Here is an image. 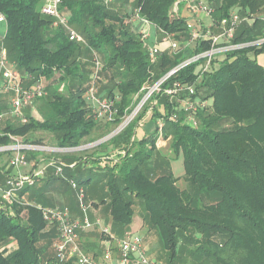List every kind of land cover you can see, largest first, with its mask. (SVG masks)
Returning a JSON list of instances; mask_svg holds the SVG:
<instances>
[{"label":"trees","instance_id":"obj_1","mask_svg":"<svg viewBox=\"0 0 264 264\" xmlns=\"http://www.w3.org/2000/svg\"><path fill=\"white\" fill-rule=\"evenodd\" d=\"M203 1L212 9L214 32L233 12L248 17L237 27L233 41L253 44L217 55L205 72L200 62H193L170 78L168 84L201 76L198 95L212 103L198 111L197 126L183 121L179 106L168 96H156L153 119L163 112L166 117L175 110L180 113L178 121L166 120L163 136L170 137L175 155L183 154L182 176L174 174L168 155L157 148V129L141 139L135 136L149 106L122 131L88 149L26 151V165L31 167L21 172L50 163L54 169L47 185L55 177L62 179L63 194L68 195L66 186L73 188L70 180L74 179L84 187L89 208L105 205L113 225L125 231L133 220L136 199L142 198L144 225L158 232L167 264H174L179 254L193 264H264V42L255 43L264 37V0ZM43 2L0 0L7 25L0 44L8 58L22 75L49 79L47 95L35 100L41 118L29 110L25 121L12 117L7 113L10 93H1L0 146L11 143L13 136L67 148L93 143L119 125L144 84L211 47L208 39L183 43L189 38V21L198 18L206 26L199 18L203 13L194 14L185 0H62L61 11L85 42L70 39L68 29L55 26L54 18L41 11ZM134 7L156 25L160 35L173 33L180 49L164 51L153 62L133 21ZM95 54L103 64L98 94L112 99L118 109L113 122L97 118L86 98ZM111 145L119 151L116 157L110 154ZM100 151L105 153L97 154ZM4 153L11 155L10 160L15 155L12 150L0 151ZM10 160L5 171L0 169L5 175L0 179L3 186L13 171ZM53 160L63 162L68 173L56 174ZM45 178L23 188L24 198L11 203L0 198V264H76L73 256L59 258L58 226L47 222L38 207L50 205H45L39 191H30ZM181 178L186 188L178 185Z\"/></svg>","mask_w":264,"mask_h":264},{"label":"built area","instance_id":"obj_2","mask_svg":"<svg viewBox=\"0 0 264 264\" xmlns=\"http://www.w3.org/2000/svg\"><path fill=\"white\" fill-rule=\"evenodd\" d=\"M103 1L106 3L113 2V0ZM185 2L194 14L198 15L203 13L208 16L212 14V9L203 0H185ZM61 3L62 0H44L41 11L54 18L55 26L68 29L70 39L85 42L84 37L70 26L69 18L60 9ZM132 18L135 23L138 21L142 23V27L139 31L142 39L147 43L149 58L153 62L157 61L164 51L177 52L180 49L181 42L173 33L163 31L160 38L157 37L155 41H151L152 33L150 27H156V25H154L148 18L141 15L139 7L134 9ZM247 19L249 18L242 17L238 12H233L229 18H225L218 23V32L213 31L212 25L207 27L202 25L198 18L189 21V38L184 40L183 43L187 46L199 39H208L210 40L211 47L201 53L186 58L176 66L172 67L159 79L144 84L140 89L138 101L130 111L125 113L118 127L109 134L108 138L122 131L128 124L136 119L147 106H149V108L146 110V113L152 116L153 106L159 102L156 97L158 95L168 96L171 102L179 106L178 109H180L183 114V121L193 127L197 126L198 111L208 108L211 104L209 98L198 95L197 84L199 83L201 76L191 82L175 81L171 84H168V82L174 74L190 63L200 62L199 65L202 72H205L210 68L217 55L253 44V42L236 43L233 41L237 27ZM0 23L6 25L5 17L1 13ZM145 27H148V29L145 30ZM262 42H264V37L260 38L255 43ZM163 43H165L167 47L162 48ZM94 61L95 70L92 77V83L86 91V98L90 102L92 110L97 118L113 122L116 120L118 109L112 99L103 98L98 94L96 83L100 76L103 64L97 54L94 55ZM25 80L29 82L27 86L23 83ZM48 82L46 76L36 78L30 74L22 75L16 63L8 58L4 44H1L0 96L2 92L10 93V96L8 97L9 108L7 111L9 115L24 121L26 120L25 114L28 110L35 115V100L47 95ZM168 118L171 121H178L180 119L179 111H173L168 117H166V113L163 112L162 116H159L156 119V127L159 137L163 136L164 125ZM12 138L14 140L11 143L0 146V151L12 150L15 152V155L12 156L10 160V166L13 171L8 177L6 185L3 186L0 184V198L2 197L3 201L10 203L15 199L24 198L20 196L22 189L26 186L34 185L39 178L46 175V171L43 168H34L30 173H22L18 170L20 166L27 164L26 151L42 150L47 152H64L74 149L81 150L86 146L88 147V145L79 146L77 148L46 146L24 143L14 136ZM52 164L55 166L56 174H64L65 164L63 162L60 160H53ZM70 182L77 193L79 206L83 213L81 218L72 217L71 208L67 205L38 206L42 211L44 219L47 222L58 226L59 237L55 242V248L61 260L66 258L67 250L71 249L76 264H158L156 260L148 257L142 236L131 231L126 232L119 240L121 257L117 263L112 261V256L109 251H106L105 260L102 262L96 261L92 256L83 252L78 244L79 233L80 231L91 229L94 226V223L88 214L89 205L85 202L84 187L80 186L74 179H71ZM102 230L104 233L109 234L108 226H102Z\"/></svg>","mask_w":264,"mask_h":264},{"label":"crops","instance_id":"obj_3","mask_svg":"<svg viewBox=\"0 0 264 264\" xmlns=\"http://www.w3.org/2000/svg\"><path fill=\"white\" fill-rule=\"evenodd\" d=\"M199 18L204 20V24L206 26L212 25V17L208 16L206 14L200 15ZM192 21V20H191ZM151 29V40L155 41L158 38H160L162 35H160L157 31V28L155 26ZM6 25L4 23H0V37L4 36L6 33ZM219 30V29H218ZM153 31V32H152ZM167 47L165 43L162 44V48ZM156 120L152 118V116H147L144 118L143 121L140 123L138 122L137 128L135 131V136L137 138H144L145 136H150L156 131ZM169 138L157 137L156 145L159 150L163 151H169L168 150V141ZM97 142L86 144L88 147H91L95 145ZM98 144V143H97ZM86 147L82 148V150L86 149ZM109 150H111L110 154L111 156L116 157L119 151L117 149H113V145L108 147ZM105 150V149H104ZM81 151V150H79ZM123 151V150H122ZM105 151H100L97 154H104ZM108 153V152H107ZM9 164V158L7 156L2 155L0 157V169L6 170L8 168ZM6 165V166H5ZM30 167L29 165L20 167L19 171H26ZM51 173V172H49ZM49 173L46 174L45 180H42L41 185L36 187V191L40 192V197L42 198V201L45 202H55V203H63L65 202L66 205H69L71 208V214L74 218H81V210L79 205L74 203L72 196L70 194H62L63 190L56 185H53L51 183L50 185H47L46 181L48 180ZM182 176V175H181ZM0 179L4 180L5 175L1 174L0 172ZM184 185L180 186L181 188L187 187V182L183 179ZM64 193V192H63ZM43 195V196H41ZM63 195H66V198H64ZM54 204V203H53ZM64 204V205H65ZM89 216L94 223V226L87 230V231H80L79 237H78V244L81 247L82 251L86 254L92 256L96 261L102 262L105 260V253L106 251H109L112 256V261L117 263L120 260V250H119V240L125 235L126 232H134L139 234L136 231H133L130 226L128 230L125 231L122 228H117L112 226V217L109 215L107 208L105 205L100 206H91L89 208ZM102 226H108L109 227V234H105L103 236L102 233ZM145 225L144 222L141 225V230L144 229ZM140 235V234H139ZM144 241V240H143ZM144 246L147 249V255H151V251L149 252L148 246L144 244ZM67 255L72 256L71 249L67 250ZM150 259H154V257L149 256ZM156 260V259H154Z\"/></svg>","mask_w":264,"mask_h":264},{"label":"rangeland","instance_id":"obj_4","mask_svg":"<svg viewBox=\"0 0 264 264\" xmlns=\"http://www.w3.org/2000/svg\"><path fill=\"white\" fill-rule=\"evenodd\" d=\"M115 0H113V2H114ZM119 2H121V1H123V0H118ZM135 8V7H134ZM133 8V9H134ZM187 8V7H186ZM186 8H184V9H182V13L184 14V15H186L185 13V9ZM187 10V9H186ZM136 25H137V30H140L141 29V27H142V23L140 22V21H138V22H136ZM151 29H153L152 27H150ZM146 29H148V27H145V30ZM153 32V31H152ZM152 41V40H151ZM152 43V42H151ZM181 45V44H180ZM0 46H1V44H0ZM264 58V57H263ZM199 67V66H198ZM48 81H49V79H48ZM85 84H88V83H90V82H88V81H85L84 82ZM5 94V93H4ZM211 103H212V101H210ZM35 107H37V105H35ZM37 109V108H36ZM36 109H34V113H35V115L38 117V118H41V114L40 113H38L39 111L38 110H36ZM147 116H150V114H147V113H145L143 116H142V118L141 119H139V123L141 122V121H143L144 120V118L145 117H147ZM118 127V125L114 128V129H116ZM114 129L112 130V131H114ZM172 133V132H171ZM105 134V133H104ZM109 134L110 133H108L107 135H104V136H102V137H100L97 141H95V142H102V141H104V140H107V139H109L108 137H109ZM48 138H49V136H46V138L45 139H47L48 140ZM20 141L21 142H24V143H28V142H26V141H24V140H21L20 139ZM170 141H171V139H169V141H168V150L169 151H163V152H165L167 155H168V158L170 159V162L168 163V165L169 166H171V168H172V170H173V172H174V174L176 175V176H181V175H183V173H184V163H183V154H182V152L177 156V155H175L174 154V152H172V150L170 149ZM90 143H92V142H90ZM96 143V144H97ZM88 148H90V147H87V149ZM5 154V156H7V158H9V160H10V157H11V155H9V154H7V153H4ZM4 154H0V157H2V155H4ZM45 156L47 157V158H49V159H51L50 158V155L49 154H45ZM25 167L26 165H22V166H20V167ZM29 167H31V166H29ZM39 168H43V169H45V171H46V174L47 173H49V172H51V170H53L54 168H53V166L52 165H50V163H46V162H43L41 165H40V167ZM66 170H65V172H64V175H65V173L67 174L68 173V168H65ZM68 169V170H67ZM53 185H56L57 187H61V189L63 190V185H65V184H62V179H59V178H57V177H55V179H53ZM42 182V181H41ZM41 182H39L38 184H37V186L36 187H38V186H40L41 185ZM178 185L179 186H183L184 185V182H183V178H181L179 181H178ZM35 187V188H36ZM67 187V192H68V194H70L71 196H72V199H73V201H74V203L76 204L77 203V197L75 198V196H76V193H75V190H74V188H71V187H68V186H66ZM31 190H35V189H30V191ZM32 192V191H31ZM62 194H63V192H62ZM64 196V198H66V195H63ZM144 200L142 199V198H137L136 199V201H135V204H134V216H133V220H132V222H131V224H130V228L133 230V231H136V232H138L142 237H143V240H144V244L146 245V246H148V249H149V252L151 253V255L150 254H148V256H151V257H154V259H156V261L158 262V264H167V262H166V253L164 252V247H163V245H162V242H161V240H160V237H159V234H158V232L154 229V230H148V228L145 226L144 227V229H142L141 230V225H142V223H143V216H144V212H145V210H144V202H143ZM52 203H54V204H52ZM65 204V202H63V203H55V202H47L45 205H50V206H55V205H64ZM80 207V206H79ZM88 214H89V210H88ZM90 217V216H89ZM91 219V218H90ZM112 224H113V221H112ZM112 226H114V225H112ZM114 227H117V228H121L120 226H114ZM180 252V251H179ZM173 263L174 264H193L194 262H193V260H191L190 258H186L183 254H179L178 255V258L176 257L175 259H174V261H173Z\"/></svg>","mask_w":264,"mask_h":264}]
</instances>
